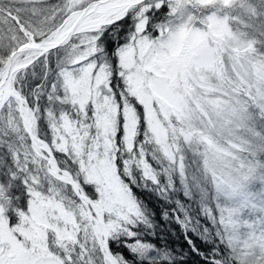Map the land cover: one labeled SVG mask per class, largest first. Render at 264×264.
<instances>
[{
    "label": "snow or ice",
    "instance_id": "snow-or-ice-1",
    "mask_svg": "<svg viewBox=\"0 0 264 264\" xmlns=\"http://www.w3.org/2000/svg\"><path fill=\"white\" fill-rule=\"evenodd\" d=\"M0 264H264V0H0Z\"/></svg>",
    "mask_w": 264,
    "mask_h": 264
},
{
    "label": "trees",
    "instance_id": "trees-1",
    "mask_svg": "<svg viewBox=\"0 0 264 264\" xmlns=\"http://www.w3.org/2000/svg\"><path fill=\"white\" fill-rule=\"evenodd\" d=\"M137 195L141 199H143L147 208L153 209L155 211V219L159 224H161L162 230L165 233V239H170L173 246L177 248L183 246L184 250L187 251V245L180 233L179 226L175 224H172L170 226H163V222L160 220V213L165 207L164 203L162 201L157 200L156 197L152 194L143 190H137ZM193 239L196 238L193 237Z\"/></svg>",
    "mask_w": 264,
    "mask_h": 264
}]
</instances>
